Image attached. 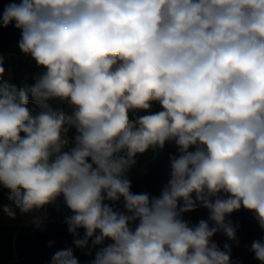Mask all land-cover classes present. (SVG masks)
<instances>
[{
  "label": "clouds",
  "instance_id": "obj_1",
  "mask_svg": "<svg viewBox=\"0 0 264 264\" xmlns=\"http://www.w3.org/2000/svg\"><path fill=\"white\" fill-rule=\"evenodd\" d=\"M10 24L44 71L18 87L0 56L3 213L63 197L75 247L112 241L92 264H232L213 240L236 241L226 218L244 208L264 229V0H19L0 15ZM167 142L179 154L161 194L133 193L137 155ZM121 199L123 212L105 202ZM198 207L208 219L191 225L183 214ZM250 250L264 264V241ZM50 264L79 261L69 247Z\"/></svg>",
  "mask_w": 264,
  "mask_h": 264
},
{
  "label": "water",
  "instance_id": "obj_2",
  "mask_svg": "<svg viewBox=\"0 0 264 264\" xmlns=\"http://www.w3.org/2000/svg\"><path fill=\"white\" fill-rule=\"evenodd\" d=\"M11 2L18 3L19 0H0V15H2L5 6ZM20 38L21 31L15 28L14 24H10L7 28L0 27V56H14L20 70L31 77L25 61V53L18 46ZM190 150L195 149L193 147ZM178 154V148L174 142H167L163 149L153 150L151 158L137 170L127 174L132 185L131 191L159 196L170 179V156ZM105 202L115 210L125 211L122 199L115 203ZM44 212L46 221L42 228L38 229L34 224L18 227L14 231L9 227L0 228V254L12 251L15 260L22 264H50L56 251L71 247L79 264H92L95 253L101 247L112 243L111 240L106 239L103 245L92 246L90 240L88 247L84 249L75 247L74 237L68 232V226L65 223L66 217L71 216L72 212L64 204L63 197L46 206ZM208 216L207 209L198 207L195 211L184 213L183 219L191 225H195L202 219L207 220ZM226 219L236 227V241L229 240L222 232L217 233L213 240L221 249L225 243L231 246L232 264H261L250 250L254 240L264 241V229L259 227L254 213L241 208ZM136 224L138 221L130 226L134 228ZM78 231L82 237L84 230Z\"/></svg>",
  "mask_w": 264,
  "mask_h": 264
},
{
  "label": "trees",
  "instance_id": "obj_3",
  "mask_svg": "<svg viewBox=\"0 0 264 264\" xmlns=\"http://www.w3.org/2000/svg\"><path fill=\"white\" fill-rule=\"evenodd\" d=\"M17 70L19 71V76H17L15 81H14V84L16 86L24 87V86H31L32 84H34L35 79L25 75L24 72H22L19 67H17ZM49 103L52 105V107L60 108V109H63V110H64L65 105L67 104L64 101H60L59 99L51 100V101H49ZM27 107L30 110H32L33 113H37V112L40 111V108L32 101L31 96H29V104H28ZM73 132H74V130H71L68 133V137H69V141H70L69 147L71 146V143H72V139L71 138L73 137ZM152 155H153V149H149L144 154H138L137 157H136L137 164L131 169L130 172L137 170L146 160L151 158ZM7 195H8L7 190L3 189L2 197L3 198L7 197ZM11 260H15L12 251H8V252L0 254V264H7Z\"/></svg>",
  "mask_w": 264,
  "mask_h": 264
},
{
  "label": "built area",
  "instance_id": "obj_4",
  "mask_svg": "<svg viewBox=\"0 0 264 264\" xmlns=\"http://www.w3.org/2000/svg\"><path fill=\"white\" fill-rule=\"evenodd\" d=\"M4 58H8V57H4ZM25 61L27 63L28 66H32L33 63L35 62L30 55H26L25 54ZM161 110V106L158 102L156 103H152V108L150 111L152 112H156V111H160ZM64 111L68 112L69 114L72 112V108L66 104L64 107ZM147 114L144 111H139V112H132L130 113V117L132 119H135L137 116L139 115H145ZM75 135V131L73 132V136ZM71 146H73V144L71 143ZM70 146V147H71ZM69 147V146H68ZM65 150H68L67 148ZM10 201L7 199V197H2L0 199V228L3 227H9L11 228L13 231L21 226H30L32 225V219L34 216L41 214V215H45L44 210L40 211V212H32V213H28V214H21L19 212L18 209H16V218L15 219H11L9 218L7 215H5L3 213V207L6 205H9Z\"/></svg>",
  "mask_w": 264,
  "mask_h": 264
},
{
  "label": "rangeland",
  "instance_id": "obj_5",
  "mask_svg": "<svg viewBox=\"0 0 264 264\" xmlns=\"http://www.w3.org/2000/svg\"><path fill=\"white\" fill-rule=\"evenodd\" d=\"M3 67L5 69V72L3 73V80L11 84H14L16 77L19 76V71L17 70L18 63H17L16 58L14 56H9L8 58L3 57ZM28 67H29L31 78L33 79H35L39 74H41L44 71V69L38 67L35 62L33 63L32 66H28ZM153 103H156V102H153ZM2 191H3V188L2 186H0V199L2 198ZM40 215L41 214H38L36 216H40ZM0 241H1V238H0ZM7 264H22V263L16 260H11Z\"/></svg>",
  "mask_w": 264,
  "mask_h": 264
}]
</instances>
